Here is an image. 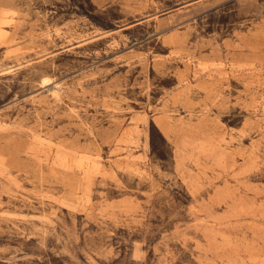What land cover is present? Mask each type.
I'll list each match as a JSON object with an SVG mask.
<instances>
[{"label":"rangeland","instance_id":"374dc122","mask_svg":"<svg viewBox=\"0 0 264 264\" xmlns=\"http://www.w3.org/2000/svg\"><path fill=\"white\" fill-rule=\"evenodd\" d=\"M0 264H264V0H0Z\"/></svg>","mask_w":264,"mask_h":264}]
</instances>
